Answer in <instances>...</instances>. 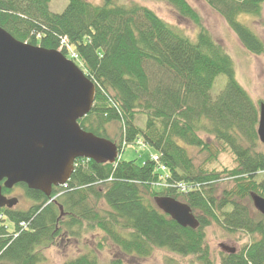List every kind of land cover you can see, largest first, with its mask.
<instances>
[{"label":"trees","instance_id":"1","mask_svg":"<svg viewBox=\"0 0 264 264\" xmlns=\"http://www.w3.org/2000/svg\"><path fill=\"white\" fill-rule=\"evenodd\" d=\"M50 0H0V27L27 43L58 49L66 38L78 55L79 68L95 84L91 110L80 128L107 138L122 152L141 140L166 167L161 177L151 159L140 165L118 158L114 163L76 159L64 187L53 188L55 200L24 184L31 204L25 210L0 208L12 222L0 225V263L42 264L41 249L61 234H75L86 223L99 229L125 255L148 257L155 249L192 257L189 264H264V216L251 213L252 194L264 198V149L257 150L258 105L235 76L232 58L203 27L186 0H160L197 28L190 38L150 9L101 0H68L61 13ZM223 18L245 51L264 54V41L239 14L260 18L264 0H205ZM67 54V49H61ZM226 83L212 97L216 76ZM142 117L140 126L138 117ZM116 124L111 135L108 126ZM212 136L235 157V167L207 172L195 165L188 147L207 149L200 134ZM261 144V143H260ZM262 145V144H261ZM233 187L218 193V179ZM164 181L169 186H157ZM184 183L190 191L180 192ZM10 190L2 187L7 195ZM168 196L189 207L199 224L183 227L157 209L154 198ZM253 204V202H252ZM25 223V228L20 226ZM218 224L244 232L251 241L234 253L210 257L205 228ZM256 235V237H255ZM113 258L109 264H123ZM62 264H98L79 254Z\"/></svg>","mask_w":264,"mask_h":264},{"label":"water","instance_id":"2","mask_svg":"<svg viewBox=\"0 0 264 264\" xmlns=\"http://www.w3.org/2000/svg\"><path fill=\"white\" fill-rule=\"evenodd\" d=\"M95 93V84L61 51L18 40L0 27V208L17 203L2 195V187L22 183L49 197L53 186L69 179L74 159L115 161L116 144L78 124L91 110ZM255 130L264 145V102ZM252 201L264 216V198L252 194ZM154 203L180 227L199 224L185 203L168 196H157ZM219 248L236 250L225 244Z\"/></svg>","mask_w":264,"mask_h":264},{"label":"rangeland","instance_id":"3","mask_svg":"<svg viewBox=\"0 0 264 264\" xmlns=\"http://www.w3.org/2000/svg\"><path fill=\"white\" fill-rule=\"evenodd\" d=\"M68 0H50L48 3L49 10L53 13H61ZM92 4H100L101 0H86ZM200 16L201 23L205 27L213 39L223 46L234 62L235 76L239 83L247 90L251 99L258 105L264 102V54L252 55L244 50L235 34L230 30L225 21L219 14L214 11L205 0H186ZM118 4H137L153 11L159 18L165 20L169 24L181 30L185 35L192 38L195 36L197 28L194 23L182 18L169 4L160 0H116ZM260 18L239 14L238 20L250 25L257 35L264 41V4ZM227 79L226 76L220 74L216 76L210 94L215 97L220 89H223ZM140 126H143L142 117H138ZM116 124L108 126V132L112 135L116 131ZM200 137L208 143L207 149L188 147L195 165L203 167L207 172H221L223 169L235 167V157L229 149L219 143L212 136L204 133ZM120 157L122 160H134L140 165L143 161L150 158L154 154V150L150 147L135 143L124 146ZM264 146L259 143L257 150H263ZM219 195L224 189L230 190L233 184L229 179L225 182L218 183ZM24 188L17 186L11 189L8 197H15L18 203L15 204V210H25L31 204V199L25 194ZM180 200V199H179ZM252 214L256 212L252 201L248 200ZM8 222V227L12 230V224ZM206 244L209 246L210 257L215 261L220 260V244L235 247L238 251L241 246L251 241V237L244 232H228L218 224L214 223L205 228ZM75 237L69 234H61L56 238L55 243L40 248L43 257L42 264H62L70 258L79 254H89L94 257L98 264H109L113 258H120L123 264H189L192 257L179 256L168 252L165 249H155L148 257H139L136 255H125L111 241L103 238V233L99 229H87L86 223L75 230ZM256 237V235H255Z\"/></svg>","mask_w":264,"mask_h":264},{"label":"built area","instance_id":"4","mask_svg":"<svg viewBox=\"0 0 264 264\" xmlns=\"http://www.w3.org/2000/svg\"><path fill=\"white\" fill-rule=\"evenodd\" d=\"M67 43H68V41H67V39L64 37V38H62L61 39V43L59 44V45H61L62 47H68V45H67ZM71 55H73V54H71ZM73 56H75V55H73ZM156 159V158H155ZM164 167H162V169H163ZM178 185V184H177ZM177 187H179L180 188V190H182V191H186L187 190V186H185L184 184H179ZM20 225H22V228H25V223H21Z\"/></svg>","mask_w":264,"mask_h":264},{"label":"flooded vegetation","instance_id":"5","mask_svg":"<svg viewBox=\"0 0 264 264\" xmlns=\"http://www.w3.org/2000/svg\"><path fill=\"white\" fill-rule=\"evenodd\" d=\"M9 193H10V192H9ZM9 193H8V194H9Z\"/></svg>","mask_w":264,"mask_h":264}]
</instances>
